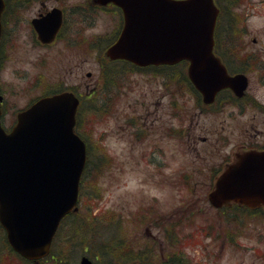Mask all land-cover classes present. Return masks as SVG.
<instances>
[{
  "label": "flooded vegetation",
  "instance_id": "1",
  "mask_svg": "<svg viewBox=\"0 0 264 264\" xmlns=\"http://www.w3.org/2000/svg\"><path fill=\"white\" fill-rule=\"evenodd\" d=\"M242 1L213 0L217 22L235 18L231 7ZM0 20V108L7 131L21 111L41 98L72 93L79 99L78 108L99 98L110 119H117L119 111L124 114L120 132L124 131L132 167L155 182L168 204L181 198V206L170 217L145 208L129 216L127 264L188 260L189 246L201 247L199 252L206 257L191 264H210L209 252L215 253L216 246L239 248L250 231L253 240L264 242V233L255 226L264 223L262 206L214 207L209 199L219 175L239 156L264 151V72L251 77L258 69L264 71L259 56L264 47L254 53L234 39L247 37L246 31L224 29L214 47L221 60L247 65L245 93L221 89L208 103L188 81L186 62L127 68V62L106 57L124 22L115 0H3ZM100 21L109 23L107 31H92ZM245 53L252 55L244 58ZM89 59L95 72H82L83 61ZM248 59L254 60L253 68ZM51 64L58 69L52 76ZM234 67L230 74L238 72V65ZM140 82L149 85L150 93L132 97ZM252 82L257 84L254 90ZM256 165V174L264 176V164ZM180 214L192 222H179ZM256 254L264 262V249H256Z\"/></svg>",
  "mask_w": 264,
  "mask_h": 264
},
{
  "label": "water",
  "instance_id": "2",
  "mask_svg": "<svg viewBox=\"0 0 264 264\" xmlns=\"http://www.w3.org/2000/svg\"><path fill=\"white\" fill-rule=\"evenodd\" d=\"M116 2L124 10L125 22L118 40L107 51L111 59L137 65L188 59L190 78L204 93L206 87L212 93L227 86L245 87L244 77H228L211 54L216 17L211 0ZM137 3L142 10L135 13ZM178 6L185 9L177 20L158 18L160 9ZM195 15L202 18L189 19ZM76 106L73 96L64 93L42 99L21 113L10 133L0 126V223L12 249L28 260L49 253L59 221L77 210L86 149L73 133ZM253 163V154L243 156L223 174L210 195L213 205L232 200L251 206L264 199L255 192ZM224 185L231 188L227 193ZM80 264L91 261L82 257Z\"/></svg>",
  "mask_w": 264,
  "mask_h": 264
},
{
  "label": "rangeland",
  "instance_id": "3",
  "mask_svg": "<svg viewBox=\"0 0 264 264\" xmlns=\"http://www.w3.org/2000/svg\"><path fill=\"white\" fill-rule=\"evenodd\" d=\"M231 8H233L231 9V13L236 18L238 34L241 31L248 33L247 37L237 38L238 41L240 42L242 40L244 42L243 45L249 46V51H253L254 53L260 51V48L264 47V0H243L239 5L232 6ZM108 26L109 23L106 24L104 21H100L97 23L96 29L92 31L98 32L99 30V32L104 33L107 31ZM252 38L256 39L257 42L255 44L251 42ZM259 56L260 62L264 63V53H260ZM93 69L94 66L90 62V59L83 61L82 72H95ZM56 71H58L56 65L51 64L50 75H54ZM263 72V70L258 69L257 72L252 73L251 77L259 78ZM92 82H95V80H92ZM134 87L136 90L133 89L132 97L140 96L146 90L150 93V87L145 83L140 82ZM250 87L254 90L257 88V84L252 82ZM152 88L154 89V86ZM101 95L104 96L103 94ZM122 103V100H120L117 104L120 110H122ZM118 113L119 117L117 119H110L106 111L97 106H83L80 111L78 131L90 146L91 163L88 170V180L92 179L95 175L93 166L99 160L104 159V161H102L100 167H98L99 169H97L96 175L98 179L93 183L83 182V186L81 187L82 198L79 208L81 216H85L84 207L88 205L91 207L93 203H96L97 206L94 208L93 214H104L102 217H96V220H102V223L104 221L107 222V220L115 222L119 220L122 227L127 229V216L130 215V212L134 213L139 207L149 208V205H153L161 214H171L172 210L180 207L182 203L181 198L179 201L177 198L178 202L174 204L165 202V197H163L164 193L155 182L152 179H146L127 160V142L123 138L122 133L124 131L120 132V126L124 122V114L121 111ZM91 188H94L98 193L96 200L93 199L92 195L94 192L91 194ZM195 195L199 197L202 193ZM193 199L194 196L191 200ZM208 215L211 216L212 214L208 213ZM255 226L264 233V223ZM113 235H117V233L111 232L110 237H113ZM254 235V232L250 231L248 240L241 241L239 248L230 246H222L221 248L220 246H216L214 248L215 253L212 251L209 252L211 256L209 257L210 259L208 258V262L210 264H213V261H216L215 264H264L262 260L257 258L256 254V249H264V242L259 243L257 239L253 240ZM110 244L115 245L112 246L109 253L113 264H124L125 250L121 249L119 237L114 244L111 241ZM64 245L66 246V243ZM200 248H187L191 251V258L189 257V259L192 263H194L195 259V261L200 262V256L206 259L205 255L199 252ZM72 251L74 252L70 250L65 252V258L70 264H78L81 255L84 253L83 249L81 247H75ZM0 252L5 256V249L0 248ZM85 252L87 253V251ZM0 261L2 260L0 259ZM108 262H110L109 257L107 258Z\"/></svg>",
  "mask_w": 264,
  "mask_h": 264
},
{
  "label": "trees",
  "instance_id": "4",
  "mask_svg": "<svg viewBox=\"0 0 264 264\" xmlns=\"http://www.w3.org/2000/svg\"><path fill=\"white\" fill-rule=\"evenodd\" d=\"M88 154H90V146L88 145ZM90 161V158H88ZM103 160H99L96 165H94L93 169L95 172V175L92 177V179L88 180V170L89 167L84 171L83 177L81 180V187L83 186V182L87 181L89 182H95L98 178L96 175L98 167H100V164ZM93 193V199L96 200V196L98 193L94 188H91V194ZM82 198V190L80 192V200ZM97 206L96 203H93V205L90 207L85 206V216H81V213H75L72 215H69L67 219H65L59 229L58 232L53 240V245L51 249V255L49 256L51 260H49V264H61V263H70L65 258V252L71 251L75 249V247H81L82 249L86 250L87 253L91 256V258L94 260V264H113V260L111 259L109 253L111 251L112 240L110 238L111 235V228L113 224H115L116 227V233H118V236L114 238L116 241L119 237L121 246H123L125 236L123 235V227L121 226L119 220L115 223L109 222V220L104 221L103 223L101 221L96 220V217H102L103 215H93V210ZM87 216V217H86ZM66 243V247L64 244ZM0 248L5 249V256L2 255L0 252V264H30L18 256L14 255L12 251L9 249L4 231L2 230L0 226ZM110 258V262L107 263V258ZM6 263H4V262ZM179 262V261H178ZM180 263V262H179Z\"/></svg>",
  "mask_w": 264,
  "mask_h": 264
}]
</instances>
